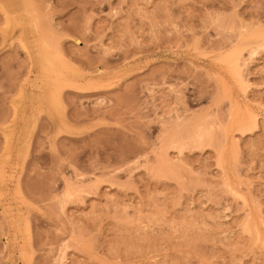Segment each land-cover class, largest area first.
<instances>
[{
	"label": "rangeland",
	"instance_id": "obj_1",
	"mask_svg": "<svg viewBox=\"0 0 264 264\" xmlns=\"http://www.w3.org/2000/svg\"><path fill=\"white\" fill-rule=\"evenodd\" d=\"M0 264H264V0H0Z\"/></svg>",
	"mask_w": 264,
	"mask_h": 264
},
{
	"label": "bare ground",
	"instance_id": "obj_2",
	"mask_svg": "<svg viewBox=\"0 0 264 264\" xmlns=\"http://www.w3.org/2000/svg\"><path fill=\"white\" fill-rule=\"evenodd\" d=\"M82 90V89H81Z\"/></svg>",
	"mask_w": 264,
	"mask_h": 264
}]
</instances>
